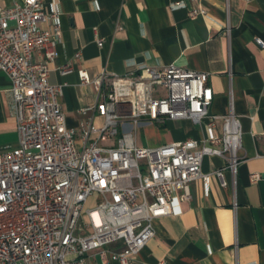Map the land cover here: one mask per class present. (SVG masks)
<instances>
[{
  "label": "built area",
  "instance_id": "built-area-1",
  "mask_svg": "<svg viewBox=\"0 0 264 264\" xmlns=\"http://www.w3.org/2000/svg\"><path fill=\"white\" fill-rule=\"evenodd\" d=\"M189 10L204 12L196 5ZM60 18L59 6L48 8L45 0L0 5V71L10 79L18 131L16 145L0 148V264H91L96 253L99 264H107L109 256L129 264L154 236V220L172 212L174 192L189 198L190 182L208 179L201 169L205 155L224 156L237 174L241 123L230 112L221 116L222 131L215 133L219 116L209 114L214 95L209 72L172 62L97 77L78 69L81 83H93L101 96L95 108L104 122L68 126L61 86L49 80ZM256 41L264 47L262 38ZM39 51L45 58L36 61ZM72 68L68 62L60 70ZM116 76H129V83L116 84ZM205 117L208 137L157 146L136 142L142 123L176 118L201 123ZM108 139L115 143L103 144ZM215 173L223 177L222 170ZM94 197L97 202L87 205ZM115 242L119 249L107 248Z\"/></svg>",
  "mask_w": 264,
  "mask_h": 264
},
{
  "label": "crops",
  "instance_id": "crops-1",
  "mask_svg": "<svg viewBox=\"0 0 264 264\" xmlns=\"http://www.w3.org/2000/svg\"><path fill=\"white\" fill-rule=\"evenodd\" d=\"M22 0H0L10 6ZM184 1L185 6H173ZM61 10L62 33L49 80L59 84L68 126L104 117L95 108L101 96L93 83L82 84L78 69L91 77L103 71L124 74L143 66L169 63L209 72L213 88L210 115L233 112L242 128L237 174L221 155H205L201 169L208 179L190 182V197L176 190L172 212L156 218L155 234L129 264H264V0H45ZM193 5L204 9L192 14ZM49 27L48 23L42 24ZM102 38L103 43H99ZM45 58L43 51L34 60ZM73 68L62 73L66 63ZM10 79L0 71V148L16 145L18 131L10 105ZM209 117L142 123L140 146H157L210 135ZM122 127H119V132ZM141 131V135L140 132ZM80 141V140H79ZM108 139L103 144H114ZM223 171V177L215 173ZM253 174H259L255 180ZM222 178L226 184H222ZM120 242L107 245L119 249ZM91 264L101 263L96 253ZM107 264H121L109 256Z\"/></svg>",
  "mask_w": 264,
  "mask_h": 264
},
{
  "label": "bare ground",
  "instance_id": "bare-ground-1",
  "mask_svg": "<svg viewBox=\"0 0 264 264\" xmlns=\"http://www.w3.org/2000/svg\"><path fill=\"white\" fill-rule=\"evenodd\" d=\"M129 83V76H116V84Z\"/></svg>",
  "mask_w": 264,
  "mask_h": 264
},
{
  "label": "rangeland",
  "instance_id": "rangeland-1",
  "mask_svg": "<svg viewBox=\"0 0 264 264\" xmlns=\"http://www.w3.org/2000/svg\"><path fill=\"white\" fill-rule=\"evenodd\" d=\"M139 133H140V135H141V131H140ZM96 202H97V199L94 197V198H91V199L88 201L87 205H94Z\"/></svg>",
  "mask_w": 264,
  "mask_h": 264
}]
</instances>
